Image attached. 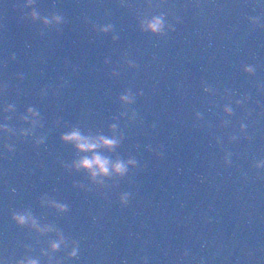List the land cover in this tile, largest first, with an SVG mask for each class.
Wrapping results in <instances>:
<instances>
[{
	"label": "water",
	"instance_id": "95a60500",
	"mask_svg": "<svg viewBox=\"0 0 264 264\" xmlns=\"http://www.w3.org/2000/svg\"><path fill=\"white\" fill-rule=\"evenodd\" d=\"M0 264H264V0H0Z\"/></svg>",
	"mask_w": 264,
	"mask_h": 264
},
{
	"label": "clouds",
	"instance_id": "9594fccd",
	"mask_svg": "<svg viewBox=\"0 0 264 264\" xmlns=\"http://www.w3.org/2000/svg\"><path fill=\"white\" fill-rule=\"evenodd\" d=\"M152 27L155 30L158 25H152ZM63 139L65 141L75 142L77 148L84 152L93 151L100 147L101 144L111 148L116 143L115 140H108L103 137H101L98 142H93L91 139L84 138L80 135L79 132L75 131L69 135L64 136ZM77 167H83L85 169L92 170L93 176H96L98 173L104 175H107L109 173V161L99 155H94L91 159L85 157L84 159L78 162ZM114 168L115 171L118 173H122L123 171H125V167L122 163L115 164ZM19 219L21 223L24 222L23 217H20Z\"/></svg>",
	"mask_w": 264,
	"mask_h": 264
}]
</instances>
